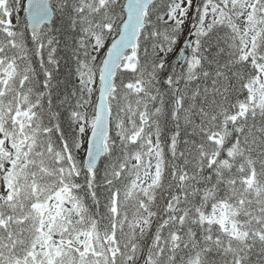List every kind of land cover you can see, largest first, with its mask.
I'll use <instances>...</instances> for the list:
<instances>
[{"label":"snow or ice","instance_id":"snow-or-ice-1","mask_svg":"<svg viewBox=\"0 0 264 264\" xmlns=\"http://www.w3.org/2000/svg\"><path fill=\"white\" fill-rule=\"evenodd\" d=\"M0 264H264V0H0Z\"/></svg>","mask_w":264,"mask_h":264},{"label":"trees","instance_id":"trees-1","mask_svg":"<svg viewBox=\"0 0 264 264\" xmlns=\"http://www.w3.org/2000/svg\"><path fill=\"white\" fill-rule=\"evenodd\" d=\"M68 71V69L66 68V67H64V68H62V72L63 73H66ZM102 173H101V178H102ZM107 195V193H105V192H103L102 190H100V196H101V201H102V203H101V208H100V211L101 212H103L104 211V209H103V199H104V197Z\"/></svg>","mask_w":264,"mask_h":264},{"label":"rangeland","instance_id":"rangeland-1","mask_svg":"<svg viewBox=\"0 0 264 264\" xmlns=\"http://www.w3.org/2000/svg\"><path fill=\"white\" fill-rule=\"evenodd\" d=\"M13 20H14V18H13Z\"/></svg>","mask_w":264,"mask_h":264}]
</instances>
